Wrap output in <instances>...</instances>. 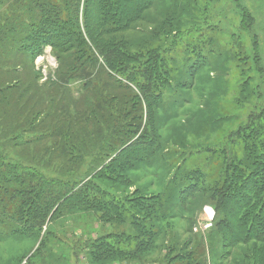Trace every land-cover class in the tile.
I'll use <instances>...</instances> for the list:
<instances>
[{"label": "rangeland", "instance_id": "obj_1", "mask_svg": "<svg viewBox=\"0 0 264 264\" xmlns=\"http://www.w3.org/2000/svg\"><path fill=\"white\" fill-rule=\"evenodd\" d=\"M29 2L3 0L0 8V264H264V240L237 237L259 206L264 224V0H152L132 29L93 41L82 27L81 0L82 28L67 47L73 53L59 55L50 44L63 41L42 38L51 31L27 19L49 8ZM50 2L64 10L59 23L76 11L65 6L76 0ZM77 49L89 61H77ZM103 54L117 61L111 70ZM156 59L162 70H181L156 99L165 109L152 110L157 123L149 128L147 104L131 83L144 82L139 70ZM124 85L129 89L109 90ZM124 132L133 136L129 144L146 145L144 160L134 171L104 169L124 145ZM51 155L77 157L78 164L64 173ZM104 172L108 180L98 177ZM10 177L18 182L9 184ZM56 179L85 186V195L104 190L111 201L140 198L145 208L164 195L167 217L147 222L138 208L128 218L99 207L63 210L38 231L11 230L28 211L26 191ZM133 222L147 224L149 234L136 232L139 240L151 238L148 251L92 258L90 243L108 235L129 241Z\"/></svg>", "mask_w": 264, "mask_h": 264}, {"label": "trees", "instance_id": "obj_2", "mask_svg": "<svg viewBox=\"0 0 264 264\" xmlns=\"http://www.w3.org/2000/svg\"><path fill=\"white\" fill-rule=\"evenodd\" d=\"M28 1H30L29 3L35 5L37 8L40 7L49 8V11L47 10L46 12L43 11L42 9L39 11V13L31 12L30 13L31 16L28 15L27 19L29 25L34 26L38 30L49 29L51 31V32H47L46 35L43 36L42 38L46 39L47 41L53 40V42H57L60 40L63 41L60 44L59 43L50 44L51 47L54 48L55 51L58 53V55L59 53L62 54L73 53L70 52L71 49H67V47L71 45L74 46V40L76 41L78 40L77 39L78 35L76 32L79 31V29H81L82 27L83 29H85L86 36L91 41L94 40V37H96L95 39H97L113 33H118V34L123 33L128 31L129 29H132V24L141 21L140 20L141 11L152 5V0H83L81 6L82 9L81 20L83 22V25L82 27H80L78 24V9L81 0H76L77 1L76 3H72V2L70 4L65 3V6L68 5L71 8L74 7L76 11H74L72 15L66 13L67 15H65V17H68L70 20L62 19L61 21L62 23H59L57 21H58V17H60L63 14L64 10H61V8H57L56 6H54L50 2V0H28ZM2 6H3V0L2 2H0V8H2ZM20 12H22V9L19 10V13ZM17 17H19V15ZM12 18H7L6 24L12 22ZM54 22H57L58 25L53 26ZM18 28H20V26ZM72 30L75 31L71 33L70 31ZM11 37H14V35H11ZM0 40L2 39L0 38ZM0 48L1 51L4 50V47L1 46ZM77 50H78L77 53L76 54L74 53L75 55L74 54L72 55L78 57L77 61L80 62L83 58H85L84 56L86 55L85 53H83L82 50L80 51L79 49ZM103 56L107 63L106 65L109 66L107 67V69L109 68L108 70H111L112 66L117 64V61L106 59L107 55L105 54H103ZM59 57L60 56H58L57 59ZM127 58L129 59L128 61L136 62V58H133L132 56ZM86 60L89 61L88 59ZM155 61L156 64L154 67L139 70L138 73L144 77V82H140V85L138 83L135 84L131 83L133 87L137 88L143 94L148 109L147 115H148L149 123H147V126L149 128H153L157 123L156 120L153 119L154 118L153 115L155 113H153L152 110L154 108H156L157 111L159 109H165V107L159 108L158 101L156 99L164 94V88L169 83L170 78L176 77L179 74V71L181 70L180 67L167 68L166 70H162L164 68V62L161 61L160 66H158L159 59H156ZM120 65L124 67L125 63ZM133 67L134 66L132 65H126L125 69L131 71ZM188 71L191 72V70ZM109 73H113V72L110 71ZM127 83L130 84V82L128 81ZM122 88L129 89L128 86L124 85L123 87L111 86L109 90L114 91ZM5 90L10 91L12 89L7 87ZM55 132H58V130L55 129ZM146 132L148 134H151L149 130H146ZM115 133L117 134L119 133V131H116ZM126 133L124 132L122 136L125 135ZM131 135L132 134L130 132L128 133V135H125L124 145H122V148H120V150L118 151L117 157L111 161L109 167H105L104 169L112 170V172L114 171L120 172L123 169L133 170L139 162L144 160V157L141 156L143 155L141 154L142 152L141 150L146 145L141 146L138 142L137 143L132 142L129 144V142L133 138V136ZM48 136L54 137L56 136V133H50V135ZM41 139H42L41 137H37V139H31V141L38 142ZM142 139H144V137L139 138L140 143H143L141 142ZM13 140L11 139V142ZM29 143L24 144V142L19 143L18 141L14 143L12 142V144H14L15 146H25ZM138 146H140V149H134ZM131 149L135 150L136 154L132 153ZM150 149L151 146L149 144V146H147L146 151H149ZM57 150L59 151L60 148ZM54 151L57 152L55 149ZM151 155L153 154H150L149 156ZM58 158L59 157L51 155L49 160L52 161ZM59 159L63 162L62 167H60L59 170L64 173L73 172L74 166L78 164L77 157L69 156L68 158H65L63 156L62 158ZM6 170L10 173L12 172L10 171V169H5V171ZM0 174H1V164H0ZM98 177L107 179L106 177H109V174L104 172L100 174ZM118 177H120V175H118ZM7 182L9 184H15L18 181L16 178L10 177L7 180ZM0 183H3L2 178H0ZM69 185H70L69 182L66 181L61 182L59 181V179H56L54 181L52 180L42 181L41 183L38 184L37 188L36 186L34 188H29L26 191V195H25L26 197L25 205L28 208V211L27 213H21V215L17 216L16 220H18V222L21 223V226L18 225L19 228L14 227L11 230L15 231L17 229L19 231H23L24 227H28L32 231H38L45 224V222H47L48 219L49 221H51V219L57 213L63 210H68L73 212H92L93 210H96L99 207H101L102 211L105 213H108L109 211H115L117 212L116 214H118L119 213L118 211L123 210L125 211L127 216L129 214V216L131 215L132 218L133 217L135 218V215L131 210V208L133 207V208H138L140 211L147 212V216L145 218L147 222H150V220H152V222L158 223L167 217L166 210L163 207L166 203V199L164 195L162 196L161 200L160 198H156L152 201V203L148 207L145 208L141 204V201H138V199L140 198H135L133 200H130L131 202L130 204L126 203L125 201H117L116 199L111 201L110 199L105 198V197L108 198H112V197L108 192L104 190H102L101 192L102 195H97L95 193L85 195V193L87 192L85 186L76 188L75 185L72 187H69ZM181 193H183V190L181 191ZM179 200L181 201V202L179 201L180 203H185L187 201L186 199L184 200L179 199ZM259 210H260V206L258 211L252 216L251 221H248L249 226L247 230L245 232L241 231L242 234H237V237L238 236L245 237V240H249L251 238V240L253 239L254 241H259V242L260 240H264L261 239L264 236V224L259 223V218H260V216L258 215L260 212ZM137 212L139 214V211ZM129 216L128 218H130ZM3 222H4V218H0V224ZM132 224H133L132 225L133 232L132 235L128 236L130 238L129 241L128 240L122 241L121 238L118 241L117 239H114V237H111L110 239L108 235L103 239H99V241L97 242L90 243L89 248H87V250L91 251V254L94 256V257L92 256V258L99 261L100 259H106L108 256L112 257V255L114 254L116 255L125 252H126L125 254L132 255L133 256L132 258H137V256L148 251L152 247V245L150 244L151 238H147L146 240H139L137 237L139 234L136 232L138 231L139 233H142V235L149 234L147 224L140 225L134 222ZM161 226H162L161 224L157 225V227L159 228H161ZM154 228L157 231V228L156 227ZM240 230L242 229L240 228ZM225 233L228 234V230ZM20 234L23 235L24 233H20ZM130 247H133V251H129L128 248Z\"/></svg>", "mask_w": 264, "mask_h": 264}]
</instances>
